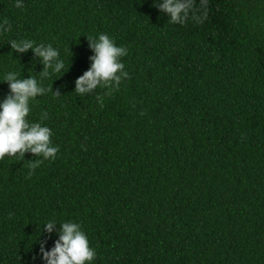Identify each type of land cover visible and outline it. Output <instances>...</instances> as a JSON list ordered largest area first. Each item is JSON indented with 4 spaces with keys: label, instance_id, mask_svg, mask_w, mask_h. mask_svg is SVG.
Returning a JSON list of instances; mask_svg holds the SVG:
<instances>
[{
    "label": "trees",
    "instance_id": "16d2710c",
    "mask_svg": "<svg viewBox=\"0 0 264 264\" xmlns=\"http://www.w3.org/2000/svg\"><path fill=\"white\" fill-rule=\"evenodd\" d=\"M154 3L0 0L13 25L0 78L43 71L11 40L52 44L68 70L44 80L61 97H38L28 117L48 113L56 159L31 177L33 154L0 161V264L51 249L49 219L82 224L93 264H264V0H208L207 18L184 25ZM100 33L128 49V78L103 107L101 89L74 93L94 55L86 36Z\"/></svg>",
    "mask_w": 264,
    "mask_h": 264
},
{
    "label": "clouds",
    "instance_id": "9594fccd",
    "mask_svg": "<svg viewBox=\"0 0 264 264\" xmlns=\"http://www.w3.org/2000/svg\"><path fill=\"white\" fill-rule=\"evenodd\" d=\"M208 0H155L154 7L162 14H166L168 21L174 25H184L189 19L201 23L206 19L198 13L206 10ZM17 9H23L24 0H14ZM13 25L7 19H0V35L11 33ZM90 50L91 66L82 76L76 79L74 93L81 98L96 93L97 89L103 90L102 95L95 96L97 102L103 107L104 97L111 96L120 90L121 84L128 78L125 64L122 59L128 55L125 46H117L116 41L109 35L86 36ZM13 53L26 54L31 50L43 65V71L28 78H21L16 71H7L0 78V83H7L9 93L0 100V161L5 157L25 158L26 153L33 154L36 159L28 161V175H34L35 170L44 161L55 160L60 152L59 146L53 144V131L43 122L48 118V113L41 115L40 122H30L28 117L32 105L38 97L52 93L54 97H61L59 90L46 87L44 80L68 72L65 61L60 57L58 48L52 44L37 43L30 39L11 40L9 42ZM62 75V76H63ZM37 76L40 79H37ZM61 76V77H62ZM60 77V78H61ZM143 114V113H142ZM13 214L9 213L11 217ZM43 231L51 239L53 233L58 236L54 246L48 248V240L39 241V256L33 257V264L40 259L43 264H93L97 253L90 246V241L81 223L73 220L57 224L55 219L44 223Z\"/></svg>",
    "mask_w": 264,
    "mask_h": 264
}]
</instances>
